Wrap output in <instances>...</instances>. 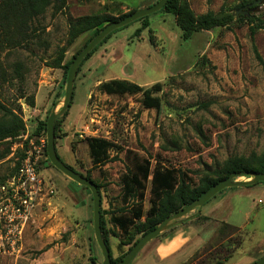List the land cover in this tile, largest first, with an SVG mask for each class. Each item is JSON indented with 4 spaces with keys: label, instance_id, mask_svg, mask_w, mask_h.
Here are the masks:
<instances>
[{
    "label": "rangeland",
    "instance_id": "obj_1",
    "mask_svg": "<svg viewBox=\"0 0 264 264\" xmlns=\"http://www.w3.org/2000/svg\"><path fill=\"white\" fill-rule=\"evenodd\" d=\"M157 1L66 0L61 13L52 16L48 8L32 23L36 31L27 42L2 52V59L6 54L5 81H0V101L22 119L24 128L17 137L0 141V186L11 176L22 153L30 149L41 156L42 192L19 234H8L5 223L0 222V264H88L91 257L102 264L93 235L90 192L45 163L42 140L46 136L33 133L38 121L62 106L63 69L52 68L53 61L63 52L65 64L94 31H83L71 39L70 24L88 15H125ZM184 1L195 16L229 14L232 22L198 31L182 41L174 16L157 12L148 15V26L143 30L141 22H133L115 32L76 73L70 106L60 125L56 141L59 157L101 186L100 218L112 259L139 238L133 231L122 235L111 223V216L122 207L119 177L131 167L133 155L150 159L152 167L159 164L180 170L186 182L197 186L230 158L255 159L264 153V3ZM243 2L254 3L249 11L251 21L239 20V14L235 17ZM250 29L254 30L252 38ZM17 64L19 76L13 71ZM112 79L142 89L158 84L159 91L151 95L159 99V108H144L141 93L119 97L97 89L101 82ZM24 98H34L35 107H28ZM92 137L118 146L119 150L110 151L116 160L93 167L85 142ZM248 179L239 177L236 181ZM149 186L142 203L144 212L149 207ZM250 187L226 188L216 195L226 193L224 216L230 214L235 226L245 224L242 229L246 231L241 245L237 236L227 243L231 256L222 264H251L264 256V246H258L264 238V199ZM142 249L133 264H143ZM210 253V257L201 253L196 258L192 253L177 263L214 264L224 257V252Z\"/></svg>",
    "mask_w": 264,
    "mask_h": 264
},
{
    "label": "trees",
    "instance_id": "obj_2",
    "mask_svg": "<svg viewBox=\"0 0 264 264\" xmlns=\"http://www.w3.org/2000/svg\"><path fill=\"white\" fill-rule=\"evenodd\" d=\"M261 1L264 3V0ZM253 4L254 3L243 2L238 6V10L241 9V11L244 12L246 10H242V7L247 6L249 7L247 9V11L249 12L252 9L251 7L253 6ZM48 8L51 9L52 16L57 15L66 8V0H0V81H5L3 59L5 58L6 54L2 59V52L9 48L22 46V43L27 42V38L30 36V34L33 33V31H36V29L32 27V23L35 22L40 16H42ZM131 13H133V11L117 17H113L107 14L79 17L70 24L69 36L71 39H75L83 31L94 30L90 39L86 41V45L98 33V31L100 30L98 28L101 25L119 21L125 16L130 15ZM158 13H165L174 16L175 25L180 31L182 41H187L198 31L210 30L215 27L225 26L232 22L233 19L232 15H215L212 12H207L205 14L195 16L192 14L187 2L184 0H167L165 6L160 11H158ZM239 15V20H252V18H250L249 16H244L242 14ZM147 18L148 16L135 21L141 22L142 30L147 28L148 26ZM123 28L114 31L107 37H105L101 41V43L83 59L77 70V73L80 71V67L91 58L98 47L104 44L112 36V34L119 30H122ZM138 32L139 31H136V34ZM253 34L254 30L250 29L251 38L253 37ZM77 54L78 53H76L65 64H62L63 52H61L60 56L53 61L52 68L63 69L62 79L64 87L69 66ZM256 58L260 60L257 54ZM19 68L20 66L18 64L14 67L13 71L16 76H19ZM97 89L106 95H115L119 97L133 96L141 93V104L144 108L158 109L160 106L159 99L151 95L152 92L159 91L158 84H154L148 89H142V87L136 84L128 83L123 80L112 79L101 82L98 85ZM24 99L28 107H35L34 98ZM0 112H2V115L0 117V141L17 137L24 128L22 119L13 110L8 109L2 101H0ZM66 115L67 111L54 123L55 151L59 160L62 162L63 160L57 153L56 141L60 139L58 135V133L60 132V125ZM48 116L49 114L43 121H38L33 133L34 135L43 133L44 136H46V122ZM85 142L87 144L89 158L93 167L104 166L107 163L116 160V155L113 156L110 153V151L119 150V147L114 143L106 139L94 137L86 138ZM24 153H22V156L19 159V163H17V166L15 167L11 176L8 177V179L17 172L20 166V162L24 157ZM44 156L46 158L45 163L52 166L47 158L46 144L44 147ZM133 160L134 162L131 164V167H126L125 173L121 174L119 177L121 184L122 207L119 208L113 216H111V223L120 231L122 235L128 236L130 232L133 231V236H139V238L134 241L132 245H134L135 242H137L144 234L155 229V227L158 226L160 222L169 217L171 214L182 209L192 201L199 198L210 186L216 184L222 179L227 178L231 174H243L249 172L264 174V153H262L255 159H246L244 157L230 158L224 162L222 168L214 169L210 176L208 174L205 175V177L201 179L200 183L197 186H192L191 181L186 182V176H184L183 173L180 172V170L164 167L159 164H155L152 167L150 159L139 158L137 155H133ZM38 168L37 171L39 172ZM84 178L90 180L88 174H85ZM92 182L96 185L98 191H100L101 186L94 181ZM148 183L150 184L148 198L149 207L147 211L144 212L142 203ZM257 184H260V182L256 183L255 185ZM75 185L79 186L77 184ZM79 187L89 191L85 187ZM124 206H128V209L126 208V210ZM191 216L187 215V217L183 218L180 222L191 218ZM101 231L102 237L108 247L104 221L102 219ZM165 233L166 232L161 233L157 238L163 236ZM243 234H246L245 230L229 224L221 223L216 231L213 241L208 243L201 250L195 252L192 258L199 257L201 253L205 255L207 254V256L210 257L211 250L213 251V255L224 252V257L222 259L216 260L214 264L225 263L231 256L230 249L226 248L227 243H229L235 236H237L238 245H241ZM132 245H130L127 251L120 254V256L116 259L111 258V252L108 247L111 261L113 263L121 261L127 255ZM192 258L190 260H192ZM88 264H96V259L94 257H91ZM130 264H133V261Z\"/></svg>",
    "mask_w": 264,
    "mask_h": 264
},
{
    "label": "water",
    "instance_id": "obj_3",
    "mask_svg": "<svg viewBox=\"0 0 264 264\" xmlns=\"http://www.w3.org/2000/svg\"><path fill=\"white\" fill-rule=\"evenodd\" d=\"M167 0H158L153 5L146 7L144 9H140L134 11L130 15L125 16L123 19L115 22H111L103 26L98 33L80 50V52L74 57L72 63L69 66L65 88H64V98L62 101V106L59 111L55 112L54 109L50 112L47 122H46V153L49 163L60 173H62L69 180L74 182L75 184L85 187L89 190L92 199V225H93V235L95 241L100 249L102 255V264H130L138 252L150 241L157 238L161 233L167 231L171 227L181 223L180 221L185 218L192 211L200 210V208L216 196L218 193L223 191L226 188H236V187H246L252 186L256 183H264V174L257 172H249L243 174L233 173L225 179L218 181L216 184L210 186L199 198L192 201L187 206L182 209L174 212L169 217L164 219L159 223L155 229L149 231L144 234L135 244L131 247L127 255L119 262L113 263L110 259L109 249L102 237L101 231V218H100V193L96 187V185L89 179L84 178L72 168L64 164L59 160L54 144V123L60 118L69 108L70 101L72 97L73 83L77 73V70L83 61V59L95 48L97 47L101 41L107 37L112 32L123 28L138 19L146 17L148 15L154 14L160 11L166 4ZM238 14H242L244 16H249V12L239 11L236 12V17ZM239 177H247L249 178L247 181L238 182L236 181ZM251 264H264V256L256 260Z\"/></svg>",
    "mask_w": 264,
    "mask_h": 264
},
{
    "label": "crops",
    "instance_id": "obj_4",
    "mask_svg": "<svg viewBox=\"0 0 264 264\" xmlns=\"http://www.w3.org/2000/svg\"><path fill=\"white\" fill-rule=\"evenodd\" d=\"M57 150L59 151L58 147ZM250 188L257 190L256 192L264 199V183L252 185ZM225 194L219 197L214 196L213 201L206 203L200 210L192 214L191 218L171 227L165 231L163 236L147 243L143 247L144 251L140 257H143L141 259L144 260L143 264H178L179 260L181 262V259L194 254L210 243L221 223L235 226L231 223L237 222L230 220V214L224 216L226 211L224 205L227 198ZM245 219L248 220V216H245ZM240 225V227H235L242 229L245 224ZM259 241L258 246L262 245L261 249H263L264 238Z\"/></svg>",
    "mask_w": 264,
    "mask_h": 264
},
{
    "label": "built area",
    "instance_id": "obj_5",
    "mask_svg": "<svg viewBox=\"0 0 264 264\" xmlns=\"http://www.w3.org/2000/svg\"><path fill=\"white\" fill-rule=\"evenodd\" d=\"M42 143L46 144L42 140ZM41 156L25 151L17 172L0 186V222L8 234H19L26 225L30 211L41 200L42 181L37 171Z\"/></svg>",
    "mask_w": 264,
    "mask_h": 264
},
{
    "label": "flooded vegetation",
    "instance_id": "obj_6",
    "mask_svg": "<svg viewBox=\"0 0 264 264\" xmlns=\"http://www.w3.org/2000/svg\"><path fill=\"white\" fill-rule=\"evenodd\" d=\"M249 7H247V6H244V7H242V10H247Z\"/></svg>",
    "mask_w": 264,
    "mask_h": 264
}]
</instances>
